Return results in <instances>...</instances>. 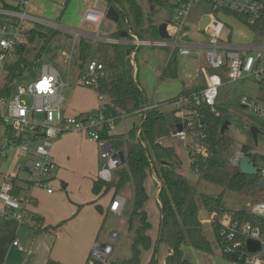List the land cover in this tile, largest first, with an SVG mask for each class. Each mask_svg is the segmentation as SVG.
Returning <instances> with one entry per match:
<instances>
[{
    "label": "built area",
    "instance_id": "1",
    "mask_svg": "<svg viewBox=\"0 0 264 264\" xmlns=\"http://www.w3.org/2000/svg\"><path fill=\"white\" fill-rule=\"evenodd\" d=\"M174 11L170 22L166 23L168 39L149 41L140 38L132 32L129 24L126 26L128 38L107 39L99 36L98 30L105 20L106 10L87 7L82 16V23L95 27L93 35H87L81 28L71 30L72 45L68 52H62V56L70 62L73 52H78V40L80 38L91 40L92 43L103 42L116 45H126L133 49L129 53L132 67V78L135 80L137 64L136 52L141 48L162 47L169 49V58L173 53L188 55L196 49H202L207 74L205 88L176 96L170 105L182 127L180 132L172 128L169 136L178 138L185 145L189 162L196 157H208L207 151L202 145L194 142L191 127L193 118L197 115V107L207 106L213 108L217 102L218 90L223 85V79L227 82H236L241 78H252L256 82H264V45L245 44L234 45L224 40L223 31L226 24L223 18L234 16L239 18L240 24L249 29L264 23V0H161ZM31 0H20L13 8L0 6V74L4 67L17 59V52L25 43V35L30 27L42 24L28 13ZM197 5L207 6L209 22L204 28L203 34L208 37L204 44H189L180 41L187 37V17L192 7ZM203 16V17H205ZM201 17V20L202 18ZM200 20V22H201ZM264 37V31L255 33ZM158 35V34H157ZM228 34V38H229ZM102 66L98 59L89 60L84 70L78 68L76 85L93 90L97 93L99 81L102 77ZM69 85L63 82L54 66L43 63L38 78L25 84L17 83L11 97L0 99V161L6 159L9 153H13L15 160L30 161L28 177L24 190L29 187L40 188L46 193L53 192L52 181L56 170L50 150L54 141L62 134L73 132L84 135L89 141L96 143L102 166L97 172V179L110 182L113 172L121 165V152L114 149L110 140L101 135L107 132L110 136L115 134L114 119L105 113V101L100 99L95 112L74 116H65L61 103L63 101L62 90ZM240 104L246 110L264 119V103L243 96ZM158 104H145L143 108L132 113V116L144 118L150 109L158 108ZM129 116L122 115L120 122L125 125L124 138L127 132L125 122ZM177 125V124H176ZM200 127V126H199ZM2 128V130H1ZM139 135V129L136 136ZM125 141V140H124ZM248 157L258 169L257 175L264 179V166L258 167L250 156L244 152L228 158L232 167L239 168L242 158ZM13 159V161H14ZM151 175L154 176L152 173ZM16 173L9 171L2 177L0 184V219L13 220L22 224L29 218V210L32 199L23 193L15 194L11 180L16 178ZM125 205V199L116 194L108 205V212L120 217ZM249 212L264 218V203H257L248 208ZM216 219L209 215L207 223ZM219 252L229 261L237 264H264V233L248 224H242L229 214L219 219ZM123 230V229H122ZM112 230L107 241L100 243L94 241L85 264H111L115 249L117 248L123 231ZM252 240L259 244L258 251L250 252L247 249V241ZM13 246L19 251L23 247L18 240L13 241Z\"/></svg>",
    "mask_w": 264,
    "mask_h": 264
},
{
    "label": "trees",
    "instance_id": "2",
    "mask_svg": "<svg viewBox=\"0 0 264 264\" xmlns=\"http://www.w3.org/2000/svg\"><path fill=\"white\" fill-rule=\"evenodd\" d=\"M153 1L165 4L161 0H149V4H152ZM113 5L120 19L110 38L121 39L120 34L126 32L127 24L132 32L142 38V34L135 31L142 27L144 21L142 9L137 0H113ZM4 7L13 8L7 4ZM235 19L241 21L239 18ZM249 30L254 33L264 31V23L249 28ZM60 34L61 32L58 30L38 25H34L29 30L25 35V43L17 52V59L4 67V83L0 87V99L11 97L17 81L23 78L27 70L31 69L29 60L23 53L28 49L39 48L35 54L36 59L40 58L43 50ZM156 36H158L157 33ZM132 49L126 45L92 43L85 38L78 40V68L83 71L86 63L95 57L102 66V77L99 81L97 95L105 101V113L114 119L115 125L120 122L122 115L129 116L128 119L136 118L137 116H132V113L140 110L146 104L144 92L132 78L129 59ZM174 58L175 54L173 53L162 71L161 79L176 78L177 67ZM258 84L260 87L264 86V82H258ZM195 91L199 90H184L177 96ZM258 100L264 103V99ZM196 109L197 115L192 120L191 133L194 142L204 147L208 157H196L189 162V167L197 177L198 184L211 185L218 189L219 193L215 196L202 192L196 193L188 179L175 169L173 164L176 158L174 148L159 144L161 139L169 136L173 126L180 122L174 111L170 114L171 124L167 115L158 108L148 110L143 119L137 117L136 120H132L131 125L127 128L125 138L124 135L119 136L125 140L124 161L113 172L111 181L104 182L97 178L92 181V194L101 198L103 195L111 193L110 200L126 184L132 186V209L124 230L130 239V252L126 257L116 259L111 264H139L141 252L149 250L152 246V240L148 235L151 225L144 210V204L148 199L144 184L146 178L152 173L160 184L158 201L161 221L156 243H164L170 251L165 259V264H191L183 256L182 249L185 246L207 254L213 252V245H216L219 250V219L225 214H229L240 223L248 224L264 233V218L252 215L247 208L228 210L223 205L225 194L228 192L246 198L250 205L264 203V185L259 184L260 175L244 174L239 168L232 167L228 162L234 141L225 132H220L223 126L225 107L216 102L213 108L200 106ZM138 129L139 135L136 136ZM101 137L110 140L115 136L104 132ZM241 151L250 157L252 155V161L255 164L258 160L264 163V156L253 154L252 148L243 146ZM11 183L15 194L24 192L23 187L20 186L23 183L22 179L16 177L11 180ZM200 201L206 212L216 217L208 224L213 242L205 234L203 223L198 217V202ZM96 210L104 215L100 206H96ZM29 217L34 222L37 231H41L42 218L31 214ZM105 217L106 215H104V219ZM155 263L154 251V256L148 264Z\"/></svg>",
    "mask_w": 264,
    "mask_h": 264
},
{
    "label": "rangeland",
    "instance_id": "3",
    "mask_svg": "<svg viewBox=\"0 0 264 264\" xmlns=\"http://www.w3.org/2000/svg\"><path fill=\"white\" fill-rule=\"evenodd\" d=\"M82 0H69L67 7L63 13L61 24L66 25L70 28H76L80 18V8ZM137 3L140 5L142 12H143V25L141 28L135 29L136 32L141 33V37L144 40L155 41L160 40L158 36H156L158 26L163 23L170 22L174 16V11L171 7L167 6L166 4H161L157 1H153L152 4H149V0H137ZM48 11L43 13L40 17L41 18H48V20L53 19V15L51 14V8L46 7ZM208 7L204 5H197L191 8L187 17V37L181 38L180 41H184V43L189 44H204L208 42V37L206 34H203L199 30V24L201 17L208 15ZM223 22L226 24V28L223 31V38L224 40L230 41V43L234 45H245V44H255V45H264V37H260L251 30L243 27L240 24V21L235 19L234 17L227 16L223 18ZM51 27V26H49ZM92 30V29H89ZM110 30V24L105 21L102 24V27L98 30L99 36L104 38L107 36ZM229 34V38H228ZM70 37H66L65 35L56 36L48 46L43 50L42 55L40 58L36 59V52L39 50H26L23 54L29 60V65L31 66L30 70H27L26 74L23 78L19 79L17 83L25 84L38 78L40 75L41 65L43 63L51 64L56 68L59 73V76L63 82H69V85L62 90L63 101L61 103V109L65 107L66 102L69 98L75 100L78 98L80 101L86 102L87 108L90 109L94 105L95 102L98 104V100L94 91H92L93 95H85L82 92H78V95L72 96V90L76 85V77L78 71V60H77V53L76 51L73 52L72 58L70 62L62 56V52H68L71 45H72V38L71 32ZM88 40V39H86ZM91 41V40H90ZM92 42V41H91ZM169 49H165L162 47H145L141 48L137 52L136 61H137V76L134 82L140 85L141 88L144 90V99L147 100L148 103L151 101V96L154 94L155 91L160 89V78L159 75H155L156 71L161 70L165 63L167 62ZM177 57L176 67L177 71V78L170 79L171 81H166L163 83L162 87L165 94L173 93L176 91V88L179 87L180 81H184L185 83L188 81V76H196L198 72L203 71L207 72L206 70V62L204 58V54L202 49L196 50L194 52H190L188 55H179L174 53ZM96 58V57H95ZM139 70V71H138ZM138 78V79H137ZM197 84L200 83L201 76L196 77ZM223 85L220 86L218 90V98L217 103L222 104L225 107V113L223 118V124L225 122L228 123L226 130L224 131L227 136L233 139L234 145L232 147V154L236 155L241 152L243 146H247L253 149V154H259L264 156V119L257 117L254 113L246 110L240 104V100L243 96L252 98L256 101L258 99H264V86H261L253 80L252 78H241L239 81L236 82H227L223 79ZM4 83L3 81V73L0 74V87ZM205 86L207 84V76L204 77V82H202ZM195 85H197L194 82ZM202 85L198 84L196 88L203 87ZM139 86V88H140ZM140 88V89H141ZM141 89V90H142ZM169 95V94H168ZM260 102V101H259ZM169 107L164 105L161 107V111L167 115L168 121L171 124L172 119L170 117ZM254 127L260 131V134L257 135L256 144L251 136L250 128ZM73 133V132H69ZM84 136V135H83ZM85 137V136H84ZM86 138V137H85ZM111 145L114 149L118 151H122L123 149V142L117 137V139L111 141ZM161 146H170L173 147L175 150V160L173 161L175 169L184 175L188 181L190 182L192 188L196 193H206L209 195H217L219 190L211 185L206 184H198L197 177L191 171L189 167V158L186 153L185 145L182 141L178 138H163L161 139ZM13 153H9L8 157L2 161H0V172L5 173L8 172V168L11 162V156ZM121 160L124 161V155L121 152ZM252 155L250 159L252 160ZM27 164L30 166L31 162L28 161ZM258 167H263L264 163L260 160L256 162ZM159 183V182H158ZM154 191L155 186L152 183V189L148 193V199L146 201V207H149V211L152 217V223L155 224V218L159 214L158 208L155 205V198H154ZM65 195L64 198H57L53 202H44L41 201V208L46 209L47 211H58L64 212L67 208H70L73 203V200L70 194L74 192H67L63 191ZM40 204V202H39ZM223 205L225 209L228 210H240L243 208H249L251 205L249 201L236 195L234 193H226L223 201ZM199 209L202 208L201 201L198 202ZM40 207V206H39ZM96 210V209H95ZM76 211V210H75ZM147 212V210H146ZM96 213L97 210H96ZM148 214V213H147ZM99 215V213H98ZM129 216V206L125 209L123 219L116 217L113 219L111 215L108 216L106 219L104 226L102 228L101 236H105V234H109L113 229H121ZM209 218V214L205 211L200 212V219L203 223V230L209 240L213 242V237L211 235V229L207 223V219ZM109 219V222H108ZM102 219L100 220V224ZM152 223H150L152 225ZM126 226V224H125ZM155 225L153 226V228ZM125 227L123 228L122 238L117 246L116 249V258L122 259L126 257L130 252V239L127 237L126 233H124ZM63 237L61 241V249L66 248L70 245H75V243L71 244L68 241L70 237H72L71 229H63ZM52 236L45 235V240L49 242L51 245L52 243ZM77 242L79 240H76ZM67 251V250H66ZM41 253V255H39ZM38 253V261L41 264L48 263L46 258V252L40 251ZM203 259L205 262L202 264H237L229 261L228 259L224 258L220 253L216 245H213V252L211 254H203ZM53 264V263H51Z\"/></svg>",
    "mask_w": 264,
    "mask_h": 264
},
{
    "label": "crops",
    "instance_id": "4",
    "mask_svg": "<svg viewBox=\"0 0 264 264\" xmlns=\"http://www.w3.org/2000/svg\"><path fill=\"white\" fill-rule=\"evenodd\" d=\"M19 1L20 0H0V6H4L5 4H7L14 7L19 4ZM68 2L69 0H31L28 7V13L38 19L40 23H42L36 25L58 30L59 32H61L60 35L70 37L69 34L71 30H75L77 28H81V30L87 35H93L96 31L95 27L87 23H82L83 13L87 7L107 10L106 4L102 0H82L81 5L79 6L80 18L78 25L76 26V28H70L66 25L61 24L60 22L65 8L68 5ZM51 6L52 9L50 12L54 16L53 19L48 20V18H41L40 16L48 11L46 7L51 8ZM105 21L110 24V30L107 36L104 38L113 39L110 38V36L116 30L117 23H113L106 19L103 21V23ZM32 27H34V25H32L30 29ZM176 54L178 53L176 52ZM168 59L169 53L167 62L165 63L164 67L167 65ZM174 60H176L177 63L176 56ZM164 67L161 70L156 71L155 73V75H159V78L161 80L160 89L155 91L151 96L150 103H148L146 100V104L152 105L156 103L159 106L158 109H161L162 106L167 105V107H169L168 110L171 113L173 111L172 106L170 105L171 100H173L184 90H201L205 88V84L202 85V82H204V77L207 76L210 70L206 69L207 72L203 71V74L200 71L196 74V76H188V81L186 83L184 81H180L179 87L176 88V91H174L173 93H168V95L165 94L163 88H161L163 83H165L166 81H171L170 79H161V74ZM198 76H201L200 83L198 84L202 85L203 87L194 89L198 85L196 81V77ZM194 82L197 85H195ZM92 91L93 90L91 89L75 85L71 95H78V92H82L85 95H91L93 93ZM142 91L144 90L142 89ZM95 94L97 98H99L96 92ZM99 102V100L98 104L97 102H95L94 105L89 109L87 108L86 102L84 103L78 98H76L75 100L69 98V100L66 102L65 107L62 108V111L65 116L92 113L95 112V110L98 108ZM136 119L137 117L128 119L127 122H125L126 127L129 128L132 120ZM124 129L125 125L122 122H119L117 125H115V137L110 139V143L118 137L124 144V138L119 137L120 135H123ZM168 137L171 138L170 136ZM159 144L161 145V140L159 141ZM50 154L56 167L52 181L53 192L51 194H48L40 188L29 187L27 190H24L23 188L24 194L30 196L32 202H34V204H32L30 207L29 216L31 214L35 217L42 218V230L37 231V229L35 228V224L30 217L22 224H18L13 220L6 221L0 219V264H41L40 262H37L38 253H40V251L46 252L48 263L44 264H85L93 242L98 241L100 243H103L107 241L108 234H105V236H101L102 228L109 215L114 217L113 219H116L117 216H114L108 212V205L112 196L111 193L103 195L101 198H97L91 192L92 181L97 178V172L102 166V160L99 157V150L96 143L89 141L81 134L65 133L59 136L54 141L50 150ZM13 159L14 157L12 155L8 172H15L16 176L19 179L23 180V183H21L20 186L24 187L28 177V161H22L21 159H14L13 161ZM6 173L7 171L2 174L0 172V184L2 182L3 175ZM152 183L155 186L154 198L155 205L158 208L159 214L157 215V218L154 217V219L156 220L154 221L155 227L153 228L154 225L152 223V217L149 211V207H146V203L144 204V210L145 212L147 210L146 213H148V222L152 223V225L150 224L151 228L148 231V235L152 240V246L149 250L141 252L139 264H148L154 256V251L156 260L155 264H165V259L170 252L168 247L164 243H156L161 221L158 201V191L160 184L153 175H149L146 178L144 184L146 193H149L151 191ZM66 190L67 192H74L70 194L73 200V203H71L72 206L70 208H67L66 211L52 212L51 209H49L50 211H47L46 209L41 208L42 200L46 203H51L57 198L65 199L63 191ZM118 195L122 196L125 199V205L122 210L121 216L119 217L120 220H122L127 206H129V216L131 213L132 186L130 184H126L120 190ZM96 206H100L102 208L103 214L106 215L105 219L104 215L100 214L98 211L97 212L99 213V215L98 213H96ZM201 211H204L203 207L199 209V219ZM129 216L127 217L126 221L128 220ZM101 219L102 222L100 224ZM125 224L126 222L124 223L123 228L125 227ZM123 228H121L120 230H122ZM63 229H71L72 237H70L68 241L71 242V244L75 243V245L68 246L66 248L67 251L64 250L65 248L61 249L60 246L62 241L61 239L64 233ZM45 235L53 237L51 245L47 240H45ZM15 240H18L19 244L23 247V251H19L16 247L13 246L12 243ZM76 240L79 241L77 242ZM116 249L114 251L112 261L117 259L115 255ZM182 250L184 258L191 262V264H202V262H205L202 256L204 254L203 252L197 251L187 246L183 247ZM39 255H41V253Z\"/></svg>",
    "mask_w": 264,
    "mask_h": 264
},
{
    "label": "water",
    "instance_id": "5",
    "mask_svg": "<svg viewBox=\"0 0 264 264\" xmlns=\"http://www.w3.org/2000/svg\"><path fill=\"white\" fill-rule=\"evenodd\" d=\"M102 1L107 6L105 19L108 20V21H111L113 23H118L119 22V15H118V12H117L115 6L113 5V0H102ZM208 22H209V18L207 16L202 18V20H201V22L199 24L200 32L204 31V28L206 27ZM157 33H158V36L161 39H164V40L168 39V34L166 32V23L160 24L158 26ZM126 36H127V32H122L120 34L121 38H126ZM227 126H228V123L225 122L223 124L220 132L224 133V131L226 130ZM173 127H174L176 132H180L182 130V127H181L180 124L174 125ZM1 130H2V128H1ZM250 132H251V136H252V139L254 141V144H256L257 135L260 134V131L258 129H256V128H254V127H251L250 128ZM239 170L242 173H244V174L252 175V176L257 175V173H258V169L254 166V164L252 162L248 161V157H244V158L241 159V161L239 163ZM259 184L260 185H264V179H261ZM247 249L250 252L258 251L259 244L257 242H255V241L248 240L247 241Z\"/></svg>",
    "mask_w": 264,
    "mask_h": 264
}]
</instances>
